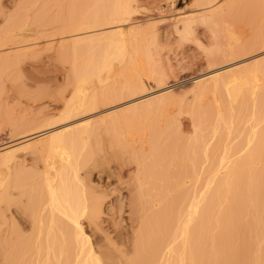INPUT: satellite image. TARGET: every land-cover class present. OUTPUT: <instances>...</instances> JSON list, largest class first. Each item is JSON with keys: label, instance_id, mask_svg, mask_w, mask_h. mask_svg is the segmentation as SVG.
Wrapping results in <instances>:
<instances>
[{"label": "bare ground", "instance_id": "bare-ground-1", "mask_svg": "<svg viewBox=\"0 0 264 264\" xmlns=\"http://www.w3.org/2000/svg\"><path fill=\"white\" fill-rule=\"evenodd\" d=\"M53 2L48 28L41 18L29 27L37 1L22 0L0 30V73L19 65L22 56L37 54L42 43L72 61V92L53 122L61 125L0 146V264H12V258L16 264H264V243L258 245L264 225V52L238 59L243 47L263 44L239 38L238 31L264 15V0H195L187 11H159L158 17L137 15L136 0H87L67 14L62 0ZM158 19L179 43L193 40L210 68L191 79L198 105L188 112L190 127L178 126L185 136L166 143L161 156L163 134L156 130L170 123L148 114L173 105L171 87L115 105L140 93L145 64L160 83L168 75L140 46L145 38H157ZM199 28L209 35V48L194 37ZM30 37L51 39L27 44ZM105 79L121 86L97 89ZM179 79L185 84L190 76ZM207 97L213 100L209 106L203 105ZM248 105V116L239 118ZM102 134L109 143L117 141L121 159L127 154L134 172L125 177L123 166L97 169L98 181L105 180V189L98 190L81 175L86 169L90 180L98 159L91 164L82 153ZM19 151L43 161L40 184L13 169ZM159 164L172 174L163 176L164 186L151 197L146 192ZM177 167L183 173L172 170ZM188 184L185 195H173ZM124 190L133 205L127 226L108 229L103 198ZM170 198L185 204L183 209L167 217L148 214ZM242 227L250 237L239 242Z\"/></svg>", "mask_w": 264, "mask_h": 264}, {"label": "rangeland", "instance_id": "rangeland-1", "mask_svg": "<svg viewBox=\"0 0 264 264\" xmlns=\"http://www.w3.org/2000/svg\"><path fill=\"white\" fill-rule=\"evenodd\" d=\"M31 1H37V3L27 19L29 27H33L32 22L36 18H41L40 25H44L49 17L55 15L53 0ZM194 2L195 0H136L135 6L137 7V15L140 17L150 15L158 17L159 11L171 12V14L175 15L187 11L193 6ZM21 3L22 0H0V30L5 28L7 19L15 14L17 6ZM86 3L87 0H62L61 5L63 4V11L67 14L72 6L81 9L85 7ZM155 23L159 29L157 38L143 39L140 43L141 51L149 52L156 66L160 67L168 75L163 79V83H160L151 71L150 65L145 64L143 78H141L140 93L124 98L123 101L116 102L115 105L131 101L136 96H144L163 85L171 87L173 105L163 110L154 109L148 114L149 119H162L170 123V125L162 126L156 130V133L160 132L163 134L158 140V153L161 156V154H164L166 143L173 142V144H177V140L185 136V133L181 130L185 129V127H190V114L188 112L191 107L197 108L198 105V102L193 97L194 90L191 79L208 73L210 68L206 66L204 52L199 50L193 40L179 43L177 39L170 36L169 29L164 24V21L158 19ZM44 26L48 28L51 25ZM47 34L51 35V32H47ZM238 36L239 38H244L245 41L252 38L263 40L261 46L252 49L243 50L244 47L240 49L238 59L253 57L264 52V15L257 19L255 23H249L240 27ZM194 37L207 48L211 46L210 37L204 33L203 29H196ZM36 39L41 42L51 38L38 39L30 37L27 38V44L33 43ZM48 47L46 43H42L38 51H36L37 54L22 56L19 65L9 67L0 73V146L17 143L23 136L46 127L61 125L59 122H53L58 120V116L63 111L64 103L69 99L72 92L70 79L72 61L68 54L63 58L57 57L55 52L53 53V50H46ZM261 57L263 56H258L257 59ZM252 61L253 59H250L247 63H251ZM261 63L262 65L264 64V58H262ZM181 74H188L190 76L187 83H180L179 76ZM120 86L121 84L118 80L114 82L112 79H105L101 86H97V89L108 91L113 87L117 88ZM153 99L151 98V100ZM212 102L213 100L207 97L203 105L209 106ZM206 109L209 108L207 107ZM248 114L249 105L239 118L244 119ZM211 117L215 118L214 115ZM209 125H206V131H210ZM105 136L106 134H102V138L95 136L90 140L89 147L82 153V156H88L91 159V164L94 163L95 159H98L97 167L95 169L93 165L91 167L93 173L90 180H87L84 174L86 169L81 171L85 184L87 186L92 185L98 188V190L105 189V180L101 183L98 181L96 176L97 169L113 171L119 166H123L125 177L131 176L134 172V167L128 165V155L124 154L121 159L118 152L123 151L117 144V141L113 139L109 143ZM167 137L169 140L166 142L165 139ZM17 161V164L13 167L14 170H23L27 177L34 180V183H41L40 175L44 166L41 159L25 155L24 151H19L17 153ZM175 162L176 159H174L173 165H175ZM157 163L159 162L157 161ZM155 165L152 168L153 178L146 192L151 197L155 195V191L161 185L164 186L163 176L167 179V174L170 176L172 174L171 172H167V170L165 171V168L161 167L160 164L159 167H155ZM172 170L174 172L180 170L182 173L184 171L180 167L173 168ZM180 179H183V177H180ZM191 186L192 184H188L186 188L182 187L183 189L174 191L173 195L179 194L183 196L190 190ZM126 193L128 194L125 190L120 192L115 191L110 195V198H103V218L106 220L105 225H107L108 229H122L127 226L130 216L129 210L133 205L129 204L128 206ZM172 200L174 199H167L160 207L151 208V210H148V214H153L154 216L161 214L160 216L167 217L171 213L181 211L185 204H180L176 200L172 202ZM147 207L150 208L151 204L147 203ZM245 219L248 220L249 216H246ZM17 225H19L20 229L22 226L24 229H21L23 233H28V228L24 223L17 222ZM260 230L258 245L262 247L264 243V225ZM239 236V242L250 237L245 227L241 228ZM11 261L12 264H16V258H12Z\"/></svg>", "mask_w": 264, "mask_h": 264}]
</instances>
